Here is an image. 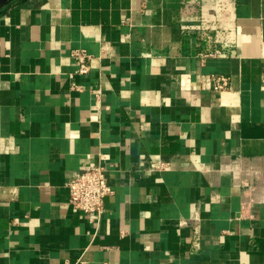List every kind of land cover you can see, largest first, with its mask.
<instances>
[{"label": "crops", "instance_id": "0c3cea01", "mask_svg": "<svg viewBox=\"0 0 264 264\" xmlns=\"http://www.w3.org/2000/svg\"><path fill=\"white\" fill-rule=\"evenodd\" d=\"M98 164L93 222L68 182ZM79 261L264 264V0L0 11V264Z\"/></svg>", "mask_w": 264, "mask_h": 264}, {"label": "built area", "instance_id": "2783aa9c", "mask_svg": "<svg viewBox=\"0 0 264 264\" xmlns=\"http://www.w3.org/2000/svg\"><path fill=\"white\" fill-rule=\"evenodd\" d=\"M72 56L78 62L77 72L86 74L90 71V54L85 49H75ZM213 88L225 90L229 83V78L224 75H215L212 78ZM70 203L79 210L88 214L90 220L99 221L104 212L105 198L113 193V188L108 181V169L104 164L94 165L79 172L68 182ZM96 216V218H94ZM76 264H88L79 261ZM104 264H110L106 262Z\"/></svg>", "mask_w": 264, "mask_h": 264}, {"label": "water", "instance_id": "95a60500", "mask_svg": "<svg viewBox=\"0 0 264 264\" xmlns=\"http://www.w3.org/2000/svg\"><path fill=\"white\" fill-rule=\"evenodd\" d=\"M14 0H0V11Z\"/></svg>", "mask_w": 264, "mask_h": 264}]
</instances>
